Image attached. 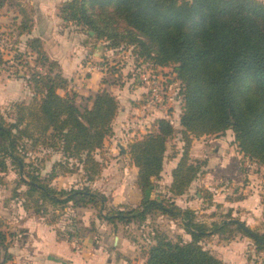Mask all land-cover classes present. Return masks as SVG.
Masks as SVG:
<instances>
[{"label":"trees","instance_id":"1","mask_svg":"<svg viewBox=\"0 0 264 264\" xmlns=\"http://www.w3.org/2000/svg\"><path fill=\"white\" fill-rule=\"evenodd\" d=\"M4 3L6 0H0V6ZM25 8L20 6L18 14L12 16L16 37L11 33L13 30H0V69L24 78L31 91L29 100L8 105L9 110L13 109L11 117L15 122L0 115V172L7 170V160L17 164L19 181L26 188L23 193H17V198L25 210L44 216L49 213L47 203H50L53 212L58 210L57 217L72 205L96 208L97 217L111 222L117 219L124 224L136 220L144 223L154 210L181 219L191 238L173 240L157 231L151 238L147 264H226L202 244L203 239L212 235L228 239L232 234H243L254 240L257 253L264 251V233L231 217V210L227 219L210 227L198 220L195 209L180 206L175 200L205 173L206 160L192 158L190 154L196 138L221 136L232 130L243 157L264 166V1L65 0L60 3L58 14L63 27L82 30L89 38L94 37L90 34L93 31L96 40L105 41L109 50L131 47L138 62L135 66L140 69L147 63L155 70L172 67L175 74L177 94L183 101L179 115L183 145L171 171L172 182L166 194L152 197L155 179L164 170L167 143L176 131L165 116L157 118L150 131L128 142L129 156L138 168L136 186L141 201L135 207L123 209H108L107 195L90 184L103 169L104 160L97 155L113 134L119 99L111 91L101 89L88 98L91 105L82 109L77 103V93L69 92L68 79L58 62L46 53L41 37L22 38L31 34L34 25V17ZM7 41L11 49L5 46ZM7 50L13 53L9 58L5 57V53L10 54ZM116 70V66H111V71ZM23 138L27 140L22 146L25 151L31 146L34 151L50 149L60 155L45 175H42L43 166L34 167L33 162L18 154ZM70 165L82 170L81 178L85 182L79 187H55L53 179L72 170ZM2 227L0 221V249H6L7 233ZM70 229L77 230L75 221ZM6 254L0 258V264L8 261Z\"/></svg>","mask_w":264,"mask_h":264},{"label":"crops","instance_id":"2","mask_svg":"<svg viewBox=\"0 0 264 264\" xmlns=\"http://www.w3.org/2000/svg\"><path fill=\"white\" fill-rule=\"evenodd\" d=\"M20 1L34 17L31 34L24 35L22 38L26 39L29 36L41 37L46 53L50 59L58 62L62 74L68 79L69 90L72 88L76 93L84 97L87 105H91V101L88 98L101 89H107L117 96L120 107L112 124L114 135L115 132L116 135H122V132L125 135L126 133L121 128L123 127L126 130V127L132 124L133 126L141 127L140 133H137L138 136H141L154 127L157 118L165 117L157 115L158 113L156 115L151 113V115H154L153 117L148 115L146 118L139 120L135 114H141L140 112L144 111L146 107L144 104L145 94L142 93L145 90L144 87H139L138 83L131 79L132 76H129L128 79L127 77L124 79H119L120 77H118L116 79L113 76H110V78L105 76L100 69L90 68L93 63L86 57L90 50V41L85 39L84 31L72 26H62L63 22L58 14V6L65 0H19L18 2ZM4 7L5 3L0 6V8ZM51 7L53 8L51 9ZM7 12L12 14L11 16L18 14L12 8ZM93 55L97 56L99 54L95 51ZM9 71L0 69V106H8L11 103L25 100L24 98H27L29 94L31 95L27 81L22 77H15L9 74ZM94 72H97V75ZM150 119H152V123L148 122ZM137 121L140 124L135 123ZM143 122H148L146 125L147 130L143 129ZM111 137H113V134L107 139H111ZM207 137L203 136L200 138ZM133 138H135L134 135L127 142L125 140V142L117 140L115 143L118 149L117 153H115V148H110L114 151L110 155L112 164L108 166L107 170H104V173L109 174L111 167L114 168L113 164L122 162L124 158H128L132 162L128 153V142ZM223 139L224 135L214 136L210 138L209 142H206L205 158L199 157L202 160H206L205 173L192 183L193 186L204 188V184H206L204 189H210L207 182L209 181L208 175L212 174H217L220 177L224 175L230 178L237 177L235 170L239 172V164L237 163L236 166L235 163L233 166L230 164L229 157L221 155L225 144ZM194 140L192 148H194ZM230 140L237 147L234 142V134ZM176 155L175 158L172 157L170 160L165 161L164 170L160 177L155 179V190L158 188L157 191L161 192L159 197L167 193L168 187L172 182L171 171L176 166L181 154ZM238 155L243 157L240 151H238ZM191 156L193 155L191 154ZM232 161L233 163L235 162L234 158H232ZM119 167L120 171L116 173V179L112 181V187H102L97 180L99 176L90 184L92 187L95 185V188L107 195L110 207L119 209H123L125 206L135 207L141 201V192L136 186L138 168L132 162V167L134 168L133 177L131 180L128 179L129 182H122L124 172L121 169L122 167ZM243 171L246 173L248 169L243 167ZM244 173L242 175L246 176ZM247 176L251 177L248 173ZM162 184L164 185L163 190H161ZM155 190L152 194L153 198L158 197V193ZM192 190L191 186L186 194L176 197L175 200L180 206L190 207L196 211V208L190 204L192 202L191 198L195 197L199 192H197L198 189L194 193ZM189 193L193 196L185 197ZM258 200V194L252 193V195L240 197L235 201V204L233 203L229 206L231 208L235 206L234 208L239 210L246 209L247 211L252 208V212H256L252 213V215H259L260 209L255 207ZM19 205L21 210L19 209L16 216L11 217L12 219H0L3 222L2 229L7 233V248L0 249V258H3L6 253L9 256L5 264H147L151 239L145 242L146 246L144 247L143 243L137 240L138 237L131 233V226L134 222L124 224L117 219L115 222H111L97 217L92 207H76L72 205L66 207L65 212L61 213L63 216L60 215L61 217L57 219H54V217H57L58 210L56 212L52 211V218L49 219L44 217L45 215L28 213L22 203ZM231 208L229 210H232ZM0 210L2 211V209ZM72 212H74L77 219L73 220L68 217L73 214ZM73 221L76 222L77 230L70 229ZM141 227H144V224ZM69 231H74L73 235H70ZM226 264L228 263L226 262Z\"/></svg>","mask_w":264,"mask_h":264},{"label":"rangeland","instance_id":"3","mask_svg":"<svg viewBox=\"0 0 264 264\" xmlns=\"http://www.w3.org/2000/svg\"><path fill=\"white\" fill-rule=\"evenodd\" d=\"M19 0H6V4L4 8H0V30L3 32H8L9 30H13L11 33H13V37H16L17 33L16 29L14 28L12 14H9L7 11H9V5L12 3V9L17 12L19 11L20 6H24V4L20 1L19 3H16L14 5V2H18ZM264 1V0H261ZM14 5V6H13ZM25 7V6H24ZM53 7H51L52 9ZM26 9V8H25ZM93 35V38L87 37V33L84 32L85 39L87 41H90V50L88 55L86 56L87 59L91 63H105L107 64L105 68L102 71V73L105 76H113V78L118 79H124L129 76H132V80L134 82L138 83V76L140 73V68L136 67L138 62L134 59V56L132 54L131 47L127 46L124 49L121 50H114V49H107L106 43L103 40H96L95 33H90ZM12 42V39H11ZM99 43V44H98ZM13 44V43H12ZM5 46L8 49H11V43L9 41L6 42ZM139 49V48H138ZM9 51V50H7ZM97 51L99 55H93L94 52ZM10 52V51H9ZM5 53V57H11L12 52ZM141 61V59H140ZM33 62V59H32ZM34 63V62H33ZM16 66V65H15ZM14 66V67H15ZM111 66L117 68L115 72L111 71ZM146 69L151 70V65L145 64ZM22 69V72H25V69L21 66L19 67ZM154 74H158L160 76V79L162 78L166 80V82L162 83V90L164 92V95L166 97V106L163 111H151L150 109L144 108V111H141V114H135V116L142 120L146 118L148 115L149 117H153L158 113L157 115L166 116L169 117L172 121L176 131L172 138L167 143V152H166V160H170L172 157H176V154H179L181 152V147L183 145V141L181 140V126L179 124V113L180 110L183 108V101L181 98V95L179 96L176 94V91L178 90V84L176 81H174L175 74L173 73V68H157L156 70H153ZM94 74L97 75V72H94ZM111 78V77H110ZM139 87H144V85L139 84ZM165 85L167 87H165ZM29 90V89H28ZM30 91V90H29ZM145 91V90H144ZM61 93H64V91H60ZM70 93L74 92V90L71 88L69 90ZM145 94V92H142ZM140 93V94H142ZM77 103L79 106L83 109L87 103L85 101V98L82 97L77 93ZM142 96V95H141ZM31 95L27 98H24L25 100H29ZM142 99V98H141ZM142 101V100H141ZM145 104V101H144ZM13 109L10 108L7 105H1L0 106V115L3 114V116L6 118L7 121L15 122V119L12 118V112ZM151 113H155L154 115H151ZM14 117V116H13ZM149 123H152V119L148 121ZM148 122H143V129L147 130L146 125ZM137 124H140L139 121L135 122ZM141 127L139 126H133L132 124L126 127V130L121 128L122 131H124L126 134V137L124 133L122 132V135H115L113 133V137L111 139H107L106 144L104 148L99 152L97 155L98 158L104 160V166L101 171V174H99V177L97 178L98 183L105 188H110L113 186V182L116 179V173L120 171V167L122 168V171L124 172V178H122V182L127 181L128 179H132L134 168L132 167V162L128 158H124L122 162L114 163V168L111 167L109 174L104 173V170H107L112 164L110 162V155L114 151H112L110 148H115V153L118 152V149L116 147V141L120 140L122 142H127L130 137L133 135L135 137H140L137 135V133H140ZM16 131V130H15ZM14 131V132H15ZM134 131V132H133ZM232 130H228V132L224 135V150L222 156L229 157L230 164H235L237 166V163L239 164L238 170L236 171L237 177H226L225 175L223 177L218 176L217 174L208 175L209 181L207 182L210 189H204L206 187V184H204V188L196 185H192V192H199L194 197L190 193L187 194L185 197L189 198V196H193L191 198V206H194L196 208L197 212V218L199 221L206 222L208 226L212 227L214 223H219L224 219H227V216L229 214V209L231 208L230 204H235V201H237L240 197L252 195V193L258 194V202L257 206L259 207V215H252L253 209L250 208L249 211L245 210H239L236 208H231L230 211L231 217L234 219H239L240 221H244V223L250 227L251 229H254L258 231L259 233H264V169H248L246 173L243 171V157L238 155V149L234 146V143L230 140L233 138ZM132 134V135H131ZM131 135V136H130ZM121 137V138H120ZM214 136H208L207 138H198L195 139L194 148L190 151L193 155L192 158H201L206 155V149L205 145L206 142H209L210 138H213ZM24 139V138H23ZM21 139L19 142V152L18 154L21 157H25V160L27 162H33L34 167H42V175H45L48 173L47 171L50 170L51 165L53 164L54 160L60 159V155L58 153L51 152L50 149H38L34 151L32 147L28 146V150L25 151V148H23V143L27 141L26 139ZM125 140V141H124ZM28 144H30L28 142ZM117 149V150H116ZM227 149V150H226ZM242 157V158H241ZM199 158V159H200ZM232 158H234L235 162L233 163ZM8 166L6 171L0 172V219L3 220H10L11 217L16 216L18 213V210L20 208L21 201L17 198V193L21 192L23 193L26 188L24 184L20 183V175L18 173V166L15 162L11 160H7ZM168 163V162H167ZM242 164V165H241ZM234 166V165H233ZM72 170L68 171L66 174H60L57 178L53 179L52 183L55 187L61 188V187H79L81 186L83 182L82 177V170H78V167L76 165H70ZM232 167V166H231ZM1 168V166H0ZM44 168V169H43ZM103 172V174H102ZM244 173L246 176L242 175ZM247 173L251 175V177L247 176ZM239 176V177H238ZM95 188V185H94ZM164 185L162 184L161 190H163ZM255 188V189H254ZM100 189V188H99ZM158 188L155 190L157 196L159 197V191H157ZM163 193V192H162ZM164 194V193H163ZM49 205V213H47L44 217L46 218H52V208L54 206L50 205V203H47ZM108 204V209H110ZM116 208V207H114ZM95 210L94 213L97 215V209L93 208ZM69 211V210H68ZM28 213H34L32 210L27 211ZM61 213V212H60ZM70 216H68L70 219H77V217L74 215V212H72ZM229 214V215H230ZM63 216V215H61ZM61 216H58L57 218H60ZM12 219V218H11ZM144 224V227H141V225ZM130 230V229H128ZM160 232L162 234H165L169 236L173 240H177L179 237H182L183 239H190L191 235L187 233V231L184 228L183 222L181 219H173L169 217L168 215L162 214L159 210H154L146 217V221L144 223H139V220H136V223L131 226V233L138 237V241L143 243V246L145 247L147 240L151 239L153 237V234L156 232ZM235 234V233H234ZM232 236L231 238L225 239L221 236L212 235L208 236L205 239H203L202 244L206 248L212 250V252H215L219 257L224 259L228 264H263L264 261V251H259V253L256 252L255 243L254 240L249 236H244L242 234H235V236Z\"/></svg>","mask_w":264,"mask_h":264},{"label":"built area","instance_id":"4","mask_svg":"<svg viewBox=\"0 0 264 264\" xmlns=\"http://www.w3.org/2000/svg\"><path fill=\"white\" fill-rule=\"evenodd\" d=\"M3 41H5V39H3ZM106 65L107 64L105 63H93L90 68L103 70ZM146 68L147 67L144 65L143 68L139 70L140 73L138 76V83L144 85L145 89V106L151 111H163L166 106V97L161 86L162 83L164 84L166 82V80L165 78L164 80L162 78L160 79L158 74H154V69L151 68V70L148 71L149 69ZM165 87L167 86L165 85ZM177 92L178 91H176V94ZM243 164L246 168L250 169H264V166L249 158H244Z\"/></svg>","mask_w":264,"mask_h":264},{"label":"water","instance_id":"5","mask_svg":"<svg viewBox=\"0 0 264 264\" xmlns=\"http://www.w3.org/2000/svg\"><path fill=\"white\" fill-rule=\"evenodd\" d=\"M90 33H92L93 34V31H90ZM124 150V149H123Z\"/></svg>","mask_w":264,"mask_h":264}]
</instances>
